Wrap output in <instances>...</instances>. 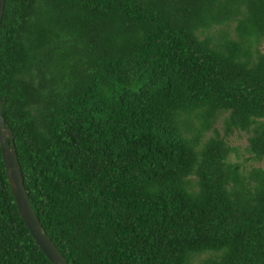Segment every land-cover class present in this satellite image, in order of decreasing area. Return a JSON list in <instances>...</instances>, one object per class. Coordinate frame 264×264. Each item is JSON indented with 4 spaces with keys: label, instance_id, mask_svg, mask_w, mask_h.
Returning <instances> with one entry per match:
<instances>
[{
    "label": "trees",
    "instance_id": "16d2710c",
    "mask_svg": "<svg viewBox=\"0 0 264 264\" xmlns=\"http://www.w3.org/2000/svg\"><path fill=\"white\" fill-rule=\"evenodd\" d=\"M0 116L68 264H264V167L227 142L264 158V0H4ZM0 264H51L1 153Z\"/></svg>",
    "mask_w": 264,
    "mask_h": 264
},
{
    "label": "water",
    "instance_id": "95a60500",
    "mask_svg": "<svg viewBox=\"0 0 264 264\" xmlns=\"http://www.w3.org/2000/svg\"><path fill=\"white\" fill-rule=\"evenodd\" d=\"M4 0H0V22L3 13ZM0 153L6 179L15 201L16 209L33 238L36 245L44 253L51 264H68L56 246L50 240L30 206L26 190L23 185L20 166L10 129L4 126L0 116Z\"/></svg>",
    "mask_w": 264,
    "mask_h": 264
},
{
    "label": "rangeland",
    "instance_id": "374dc122",
    "mask_svg": "<svg viewBox=\"0 0 264 264\" xmlns=\"http://www.w3.org/2000/svg\"><path fill=\"white\" fill-rule=\"evenodd\" d=\"M232 24L228 25L227 29L230 34L233 33ZM263 44V43H262ZM216 126H219V120L216 121ZM247 134L241 131H234L229 136H227V142L230 146L235 147L236 155L230 154V159L233 161H238L243 169H248L250 167H264V158L260 160L253 159L249 153L245 151Z\"/></svg>",
    "mask_w": 264,
    "mask_h": 264
}]
</instances>
